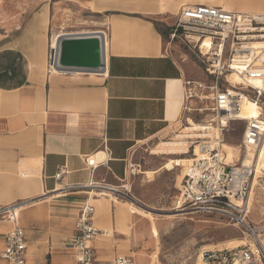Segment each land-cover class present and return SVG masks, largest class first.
I'll return each instance as SVG.
<instances>
[{
  "label": "crops",
  "instance_id": "obj_1",
  "mask_svg": "<svg viewBox=\"0 0 264 264\" xmlns=\"http://www.w3.org/2000/svg\"><path fill=\"white\" fill-rule=\"evenodd\" d=\"M40 1L29 22L0 36V206L26 202L17 218L26 236V264H75L67 242L84 204L94 207L92 221L104 231L91 241L96 258L131 256L117 241L125 240V216L134 213L119 197L127 193L131 175L135 181L174 168L164 167L172 158L155 169H130L136 148L167 133L180 117L182 82L190 78V65L168 52L165 35L180 6L223 3L79 0L90 14L77 15L76 0H66L67 11L61 0ZM256 1L251 8L264 11V0ZM235 2L232 10L240 11ZM84 20L86 25L75 26ZM63 34L100 35L104 71L71 65L50 69L49 55ZM98 152L104 161L87 165L85 159ZM24 157L40 160V177L19 176ZM59 168L64 173L55 179ZM182 178L183 173L177 194ZM11 226L0 219V252ZM0 264H6L1 257Z\"/></svg>",
  "mask_w": 264,
  "mask_h": 264
},
{
  "label": "built area",
  "instance_id": "obj_2",
  "mask_svg": "<svg viewBox=\"0 0 264 264\" xmlns=\"http://www.w3.org/2000/svg\"><path fill=\"white\" fill-rule=\"evenodd\" d=\"M166 40L192 50L199 65L211 78L210 81L183 79L180 117L187 115V121L208 108L214 114L213 126L217 132V135L193 138L188 143V148L192 147L190 162L184 169L174 209L182 213L224 216L251 231L245 217L249 209L248 195L258 169L253 163L225 160L221 135L226 126H223L222 118L227 122L237 120L242 102L245 99L254 101L259 114L245 120L238 147L244 153L259 150L264 137V14L210 4H184L168 29ZM254 43L259 45L253 46ZM52 50L49 55L50 69L56 62L55 49ZM234 72L239 75L238 83L246 89L223 88L220 85L223 76L230 79ZM85 161L92 167L104 160L94 162L88 156ZM17 172L21 177H40L41 162L24 157L18 162ZM63 173L64 169L59 168L54 178L58 179ZM21 204L25 206L26 202L16 201L0 206V219L12 224L4 235V248L0 252L6 264H26V236L17 221ZM93 212L94 207L90 204L80 208L74 234L67 242V246L74 251L75 264H135L131 256H117L110 261L96 258L91 241L104 231L93 223ZM198 255L201 264H263L264 256L262 246L256 240L232 247L203 248Z\"/></svg>",
  "mask_w": 264,
  "mask_h": 264
},
{
  "label": "rangeland",
  "instance_id": "obj_3",
  "mask_svg": "<svg viewBox=\"0 0 264 264\" xmlns=\"http://www.w3.org/2000/svg\"><path fill=\"white\" fill-rule=\"evenodd\" d=\"M219 1L221 3L226 1L233 8L235 1H239L241 4L248 5L251 9L250 11L257 12V10H261L251 8L253 7L252 4L257 2L256 0ZM61 2L63 4L62 10L67 11V9H64L67 7L66 0H61ZM74 2L73 11L75 14H90L89 6L85 1L76 0ZM41 3L43 1L40 0H0V36L6 32L12 34L17 28H21L25 23L29 22L31 15ZM76 24L75 26H79V24L86 25L87 21H77ZM165 47L175 58L184 60L190 65L188 73L190 78L205 81L211 80L197 62L192 50L178 43H168L166 35ZM220 85L223 88L246 89L239 83L231 82L226 75L220 80ZM208 113L210 114L211 111L207 110L192 116L189 126L194 127L196 123H202L204 119L213 116L208 115ZM185 117L181 116L177 121L171 123L172 128H169L167 133H161L137 147L130 169L136 168L139 170L144 167H146L145 169H155L172 158L191 157L192 147L189 148L190 153L187 155H176L173 152L167 153L164 151L166 148H179V146H176V142L181 141V139L176 137L177 134H190L193 132L189 131H195L184 129L187 126ZM245 123L246 121L242 120L228 121L221 135L223 142L227 145L238 146ZM200 133H203V131ZM263 139L264 137L261 144ZM169 142L175 143L173 146H169ZM156 150L163 151L158 153ZM240 152V159L236 160V157H234V162L240 163L243 161L242 158L245 153L243 150ZM262 155V167L259 165L258 171L253 178V186L248 195L249 209L245 217L246 222L252 229L255 228V231L246 230L241 224H236V222L224 216L215 214L186 213L174 215L182 213L174 210L178 195L176 188L185 169L184 166L180 165L174 166L171 171H165L163 168L151 176L143 174L140 178H136L135 181L134 175H131V178L129 177L131 182L130 184L126 182L128 185L126 186L127 193L119 197V199L125 201L126 208L130 205H136L153 213L164 215L153 218L138 214L125 216L127 224L125 229H127L128 233L121 230L125 233L122 234L125 240L117 241L118 244H126L129 250L128 254L134 257L136 264H196L198 254L203 248H213L222 245L233 246L237 244V241L240 244L243 240L245 243H251L257 238L262 241L264 249V145ZM188 163L186 162V164ZM114 200H117V198ZM130 212L132 211L130 210ZM167 214H172L173 216L166 217ZM262 261L264 264V256Z\"/></svg>",
  "mask_w": 264,
  "mask_h": 264
},
{
  "label": "bare ground",
  "instance_id": "obj_4",
  "mask_svg": "<svg viewBox=\"0 0 264 264\" xmlns=\"http://www.w3.org/2000/svg\"><path fill=\"white\" fill-rule=\"evenodd\" d=\"M221 6H223L226 9H230V10L234 9L226 1L223 2V4H221ZM237 10H240V11H243V12H252V11H250L251 9L249 8V6L246 5V4H241L240 6H238ZM258 11L259 12H264L263 10H257V12ZM257 45H259V44L258 43H254L253 46H257ZM229 78H230L231 82H234V83L240 82L239 75L237 73H235V72L232 73ZM253 83L257 84L258 82L254 81ZM207 110H208V108H206V110H204V111H207ZM204 111H202L201 113H203ZM208 111H210V110H208ZM211 113L210 114L208 113V115H213V116H211L210 118L204 119L202 121V123H199V122L196 123L195 126L192 127L195 131H189L188 130L189 132H193V133H190V134H183L182 133V134H179V135L177 134L176 135V137H179V139H181V141L176 142V146H179V148H174V149L166 148V149H164V151L180 153V154H177V155H183V154L187 155L189 153L188 143L193 138H203V137L209 136L211 134L217 135L216 128H215V126H213L214 125V121H215L214 114L213 113L211 114ZM258 114H259V109H258L257 105L254 103V101H252L250 99H245L242 102L240 118H238L237 120L245 121V120H247L249 118L258 116ZM190 120H192V119L188 118L187 121H186V124H188ZM227 123L228 122L222 118L223 126H227ZM184 129H188V128L185 127ZM201 131H203V133H200ZM183 138H185V139H183ZM193 142H195V141H193ZM174 143L175 142H169V146H173ZM263 145H264V139H263V142H262V146L259 148V150H256L255 152H253L252 150L246 151V153L244 154V156L242 158V160L244 161V164H250V163H254L255 162L254 165L256 164L257 169H258L259 165H261V161L263 159V155H262ZM223 148H224V150L226 152L225 160L227 162H234V157H236V160L240 159V153L241 152H240L238 146L227 145V144H225L223 142ZM160 151H163V150H160ZM195 151H197V148H195ZM103 156H104V153L98 152V153L92 154L90 156V159L93 160L94 162H97L99 159L103 158ZM186 162H190V157L189 158H187V157H183V158L177 157V158H174V159L168 161L165 164L164 167L169 170L175 165L176 166L182 165L185 168L187 166ZM261 167H262V165H261ZM148 174L152 175V172H149ZM22 205L23 204L20 205L19 209L21 208ZM128 208L134 214L143 215V216H147V217H150V218L164 215V214H159V213L158 214L157 213H153L152 211L145 210L143 208L137 207L136 205H130V206H128ZM174 210L179 212L178 209H174ZM179 214H186V213H176L174 215H179ZM171 216H173V215L172 214H167L166 217H171ZM245 222H246V219H245ZM251 231L252 232L255 231V228L251 229ZM256 241L262 246V241L260 239L257 238ZM243 243H245L244 240L240 244H243ZM240 244H239V241H237V244L233 245V246H237V245H240ZM215 247L223 248V247H232V246L222 245V246H215ZM262 249H263V246H262ZM263 255H264V249H263ZM133 260H134V258H133ZM134 262H135V260H134ZM196 264H200V256L199 255H198V259H197Z\"/></svg>",
  "mask_w": 264,
  "mask_h": 264
},
{
  "label": "water",
  "instance_id": "obj_5",
  "mask_svg": "<svg viewBox=\"0 0 264 264\" xmlns=\"http://www.w3.org/2000/svg\"><path fill=\"white\" fill-rule=\"evenodd\" d=\"M57 69L63 67H83L91 71H104L103 39L98 34L81 36L60 35L54 50Z\"/></svg>",
  "mask_w": 264,
  "mask_h": 264
}]
</instances>
